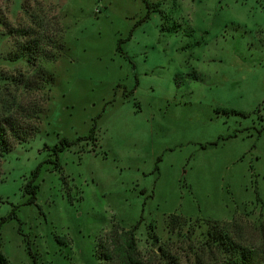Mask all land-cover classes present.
Returning a JSON list of instances; mask_svg holds the SVG:
<instances>
[{
  "label": "rangeland",
  "instance_id": "1",
  "mask_svg": "<svg viewBox=\"0 0 264 264\" xmlns=\"http://www.w3.org/2000/svg\"><path fill=\"white\" fill-rule=\"evenodd\" d=\"M148 1L137 25L144 0H0V112L43 102L13 77L54 79L40 132L0 158L11 264H115L107 252L141 218L145 264H218L215 228L264 242V0ZM33 38L61 56L17 58ZM94 126L55 169L50 148Z\"/></svg>",
  "mask_w": 264,
  "mask_h": 264
},
{
  "label": "trees",
  "instance_id": "2",
  "mask_svg": "<svg viewBox=\"0 0 264 264\" xmlns=\"http://www.w3.org/2000/svg\"><path fill=\"white\" fill-rule=\"evenodd\" d=\"M147 6L146 15L138 21L137 25L147 20L150 17L151 3L148 0H144ZM123 40H120L119 49H121V44ZM64 46L59 44L56 46L57 53L48 52V50L41 49V39L33 38L28 43L22 45L21 49L17 52L16 57L27 56V60L31 65L36 64L37 58L39 56L45 57L46 60L55 61L62 54ZM25 75L19 74V76L13 77L11 80L17 87L24 86L27 91H41L44 90L45 93L42 96L43 102L39 104H33L31 102H22L15 97L14 109H6L0 112V158L4 157L6 153L10 152L17 144L22 143L36 136L40 132V127L42 123V113L46 109V105L51 99L49 91L51 87L49 86L53 82V77H50L47 72L43 69L37 70L33 75L26 80H24ZM44 82L43 86H39V82ZM15 86V85H14ZM15 86V87H16ZM96 127L94 126L90 133L78 137L77 139H69L63 137L59 140L57 144L50 148L54 159L49 160V162L54 163V168H61V163L59 161L60 153L67 149H70L79 144L80 141H91L95 143L97 141ZM264 129V127L262 128ZM161 158L159 159V161ZM42 163L33 172L32 178L25 185V192L30 195L27 200V204H34L37 201L38 195V185L35 183L39 176ZM159 166H156V170ZM17 206L13 208L8 216H4L0 220V229L2 225L10 219L16 218ZM143 221L141 218L136 225L130 229H124L123 238L116 241L114 244V249L112 253L107 252L106 259L115 261V264H145L142 258L139 256V251L136 243V231ZM215 225L219 224L217 220L213 221ZM171 229H175L176 225L172 222ZM176 224V223H175ZM209 239L206 241V245L214 251L215 249L221 250L222 248L227 252L226 258L221 260L218 264H264V242L258 247L249 246L243 242H240L235 237H230L220 228H215L213 231L209 232ZM114 237V235H113ZM114 239L112 240V242ZM37 262V254L32 250L29 252ZM0 264H11L9 258L0 249Z\"/></svg>",
  "mask_w": 264,
  "mask_h": 264
}]
</instances>
